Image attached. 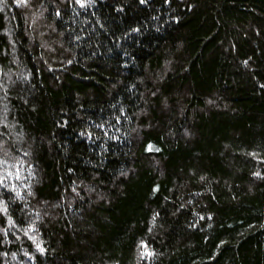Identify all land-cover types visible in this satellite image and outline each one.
Listing matches in <instances>:
<instances>
[{"label": "trees", "instance_id": "1", "mask_svg": "<svg viewBox=\"0 0 264 264\" xmlns=\"http://www.w3.org/2000/svg\"><path fill=\"white\" fill-rule=\"evenodd\" d=\"M0 264H264V0H0Z\"/></svg>", "mask_w": 264, "mask_h": 264}]
</instances>
